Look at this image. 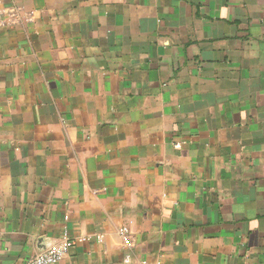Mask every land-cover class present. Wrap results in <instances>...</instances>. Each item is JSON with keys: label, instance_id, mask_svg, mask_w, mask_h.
Returning <instances> with one entry per match:
<instances>
[{"label": "crops", "instance_id": "obj_1", "mask_svg": "<svg viewBox=\"0 0 264 264\" xmlns=\"http://www.w3.org/2000/svg\"><path fill=\"white\" fill-rule=\"evenodd\" d=\"M10 5L0 264H264V0Z\"/></svg>", "mask_w": 264, "mask_h": 264}, {"label": "built area", "instance_id": "obj_2", "mask_svg": "<svg viewBox=\"0 0 264 264\" xmlns=\"http://www.w3.org/2000/svg\"><path fill=\"white\" fill-rule=\"evenodd\" d=\"M5 0H0V5ZM20 8L8 6L0 8V28H11L19 25L22 21ZM122 235H128L127 230H122ZM75 245V242L64 240L58 247L43 252L26 261L25 264H59L68 250Z\"/></svg>", "mask_w": 264, "mask_h": 264}]
</instances>
